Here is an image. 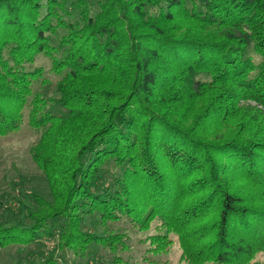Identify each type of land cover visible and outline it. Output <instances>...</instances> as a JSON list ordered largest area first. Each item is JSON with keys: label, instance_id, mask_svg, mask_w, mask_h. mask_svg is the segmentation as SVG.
Returning <instances> with one entry per match:
<instances>
[{"label": "trees", "instance_id": "1", "mask_svg": "<svg viewBox=\"0 0 264 264\" xmlns=\"http://www.w3.org/2000/svg\"><path fill=\"white\" fill-rule=\"evenodd\" d=\"M41 54L59 75L56 99L35 89ZM27 111L53 201L36 197L29 224L0 222V248L51 234L53 220L76 252L126 247L125 232H87L89 215L158 221L150 251L177 233L189 264H258L264 0H0V135Z\"/></svg>", "mask_w": 264, "mask_h": 264}, {"label": "rangeland", "instance_id": "2", "mask_svg": "<svg viewBox=\"0 0 264 264\" xmlns=\"http://www.w3.org/2000/svg\"><path fill=\"white\" fill-rule=\"evenodd\" d=\"M68 7H71L68 4ZM74 13H77L73 10ZM36 64L45 69L44 83L35 84L45 97L56 99L59 95L57 81L59 75L50 70L51 62L45 55H39ZM50 109L60 113L63 107L54 100L49 102ZM42 130L28 124V111L19 130L0 135V222L29 224L30 210H39L36 197L53 201L48 178L36 161V147L42 138ZM113 179L109 172L102 175L101 183L108 185ZM158 221L149 228L141 229L127 220L102 222L98 217L87 216L83 228L87 232L105 235L117 232L127 234L126 247L121 245L116 251L108 246L93 243L90 250L76 252L63 246L60 240L59 222L50 221V232H41L37 241L13 243L0 248V264H19L37 261L53 255L59 264H189L181 258L182 248L177 233H171L174 240L170 248L152 252L148 237L158 232ZM264 264V251L256 258Z\"/></svg>", "mask_w": 264, "mask_h": 264}]
</instances>
